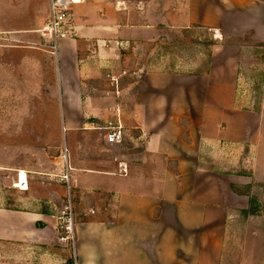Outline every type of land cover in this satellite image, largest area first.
<instances>
[{
	"label": "crops",
	"instance_id": "1",
	"mask_svg": "<svg viewBox=\"0 0 264 264\" xmlns=\"http://www.w3.org/2000/svg\"><path fill=\"white\" fill-rule=\"evenodd\" d=\"M148 2L83 0L74 7L77 36L61 41L54 59L51 39L39 32L50 0L38 7L31 0L12 1L13 23L0 25V70L10 68L3 52L16 50L11 55L23 71L15 91H43L47 100L51 89L59 91L64 130L75 146L73 166L68 162L71 172L78 173L74 187L97 208L75 222L73 263L71 241L59 240V213L53 211L64 207L62 199L52 192L50 199L28 194L33 180L64 185L47 175L65 169L61 152L67 143L58 152L46 142L45 127L40 135L31 130L42 142L39 154L30 153L23 165L5 159L0 145V264H264V241L257 239L258 233L264 236V208L250 212L244 232L237 234L238 211L249 210L252 203L231 188L251 186L252 195L256 182L264 187V111L239 106L251 101L239 91L238 58L240 38L264 43V0H184V15H175V21L183 28H208L220 41L210 48L207 74L143 72L129 111L122 115L121 92L130 91L132 84L121 85L126 77L116 75L117 67L125 54L129 60L141 59L137 48L145 50L159 39L153 34L144 38L142 32L163 26L148 23ZM120 43L125 47L119 48ZM108 46L118 60L111 59ZM5 80L0 75V85ZM4 91L9 90L0 88ZM117 115L125 124L124 138L111 146L101 124ZM225 145L255 157L251 176L235 174L240 167L220 171L204 152ZM21 172L27 176L26 191L14 187ZM105 178L107 183L101 180ZM4 187L13 190L3 193ZM228 236L234 245L230 252Z\"/></svg>",
	"mask_w": 264,
	"mask_h": 264
},
{
	"label": "rangeland",
	"instance_id": "2",
	"mask_svg": "<svg viewBox=\"0 0 264 264\" xmlns=\"http://www.w3.org/2000/svg\"><path fill=\"white\" fill-rule=\"evenodd\" d=\"M13 0H0V25L6 26L13 23L12 19L14 13L11 14V6ZM36 7L40 5H45L49 0H31ZM159 3V4H158ZM148 23L163 22L162 27H158L157 31L154 32H142V36L146 38L147 36L153 34L154 36H159V39L154 42L152 45L147 47V49L137 48L140 53L141 59L132 58L128 59L127 54L123 57V64H119L117 67V76H123L126 78L121 79V85L124 83L132 84L131 90L122 93V115L129 111V104L133 100L134 87L136 82L141 79L143 72H189L193 71L200 63L202 57L206 56L207 49L204 48V36L200 35L199 30H195V34L191 40L183 38L184 26H180V22L177 23L176 16H183L184 14V0H149L148 2ZM179 9V10H178ZM7 18V22L5 19ZM183 20V18H179ZM217 36L215 32H209L208 38L215 39ZM246 35L244 38H240L241 47H246L244 52H239L238 58L241 61L240 64V79L239 83L241 93L244 98L250 100L249 104L241 103L239 106L243 108H252V81L250 77L259 74L262 72L264 74V52L258 47L250 48L252 44L248 43ZM247 38V39H246ZM247 41V42H245ZM116 48V52L120 54V49L116 44L112 45ZM142 52L143 55H142ZM5 56V61L9 63L10 68L5 71V69L0 70V75L6 77V80L1 83L0 88L8 89L9 91L0 92V145L4 146V158L7 160H13L15 164L20 163L23 165L30 153L39 154L38 145L42 141L35 140L33 132L35 130L37 135H40L43 131V127L46 128L48 136L46 142L48 145L52 143L51 146L57 148L59 152L64 148V144L68 149H66V156L68 157V162L70 160V166L73 164L71 162V152L75 153V146L70 138V134L67 130H64V109L61 104L60 93L55 88L51 89L49 95L50 99H45V94L43 91L40 92H31V91H15L14 86L20 87L18 73L23 71L18 67V60L13 59L15 53H18L16 50H6L3 52ZM13 57H12V55ZM40 55V54H39ZM108 53L106 52V56ZM45 57L41 54L40 58ZM1 58V54H0ZM55 59L56 57L53 56ZM13 60V62H12ZM131 61V67L130 63ZM140 68V69H139ZM123 70L127 71L128 74L122 75ZM102 74V73H101ZM98 76L100 74H97ZM16 78V81L14 82ZM22 79V77H21ZM121 89V87H120ZM245 89V91H244ZM115 91V90H114ZM126 93V94H123ZM113 96V95H112ZM111 98L107 97V100L110 101ZM264 111V100L261 105V112ZM110 115V114H109ZM113 121V116H109L107 120L102 122L101 126H108L109 121ZM125 129V124H122ZM260 132L264 138V115L261 123ZM104 133V132H103ZM72 135V134H71ZM105 136V135H104ZM81 134H77L75 138L76 141H80ZM37 145V147H35ZM47 146V145H46ZM69 150V151H68ZM2 151V150H1ZM74 151V152H73ZM209 153L213 161L219 164L220 171L235 168L245 171H249L250 167L257 165L255 162V157L253 155H242V148L235 145H225L221 150L213 151L204 149V152ZM253 154V152H252ZM261 157L264 158V154H261ZM60 156V155H59ZM262 161V159L260 160ZM11 163V162H10ZM221 163V165H220ZM64 172V169L60 173ZM78 173L75 171L70 172V189L66 185L56 184L54 182H47V184L41 183L37 180L30 182V191L29 195L41 196L43 198L50 199V193H54L62 199V204L68 210V201L70 197L71 201V211L73 213L74 226L75 222L82 216H89L90 208H97V205L94 202H88L83 196L82 192L76 190L74 187V178ZM49 176V175H47ZM104 182H108V178L101 179ZM256 188H253L254 200L251 204L252 212L257 209L264 208V187L260 182H256ZM13 190L12 188L4 187L3 193ZM243 192V190H239ZM1 192V190H0ZM252 193V189H251ZM5 204V203H4ZM17 204H19L17 202ZM95 204V205H94ZM53 208V211L58 209H63L61 206H56ZM254 213V212H253ZM90 217V216H89ZM247 221L243 220L241 216L237 218L234 224V231L237 234L244 232ZM235 233V234H236ZM226 244V252H230L234 249L233 238L228 236ZM264 236L257 234V239L259 241H264ZM235 240H239V235L235 236ZM70 252L68 256L73 263H75V256L73 254V243L70 242ZM225 264L228 261H224Z\"/></svg>",
	"mask_w": 264,
	"mask_h": 264
},
{
	"label": "built area",
	"instance_id": "3",
	"mask_svg": "<svg viewBox=\"0 0 264 264\" xmlns=\"http://www.w3.org/2000/svg\"><path fill=\"white\" fill-rule=\"evenodd\" d=\"M83 0H50V10L48 19L44 27L39 31L44 37L51 39V54L58 57L60 42L66 39H74L77 36V26L74 22V7L80 4ZM119 48H124V44H118ZM109 48L111 53V59L116 61L119 59L118 54L113 48ZM125 74V73H124ZM112 84L116 88V94L118 95V83L117 80L112 79ZM105 135V140L108 145H119L123 142L124 138V128L121 123V118L117 115L113 121L108 122V126L102 128ZM61 159L66 164L64 172L60 175H49L52 181L62 183L67 186L68 191L70 189V172L72 169L68 164V157L66 156V148L61 152ZM22 173V172H21ZM21 173L18 182L14 184V187L26 191L28 189L27 176L24 174V180L21 179ZM68 210L65 207L63 209H58L59 213V229L64 231V235H60L59 240L62 243L67 241L73 242V237L75 233L73 213L71 211V201L69 197Z\"/></svg>",
	"mask_w": 264,
	"mask_h": 264
},
{
	"label": "trees",
	"instance_id": "4",
	"mask_svg": "<svg viewBox=\"0 0 264 264\" xmlns=\"http://www.w3.org/2000/svg\"><path fill=\"white\" fill-rule=\"evenodd\" d=\"M195 30H199L200 35L204 36V48L207 49V55L202 57L201 59V63L193 70V71H189L187 72L190 75H205L207 74L208 70H209V64H210V48L219 43L220 41L217 39H212L208 38V33L212 32L210 31L208 28L205 27H201V26H193V27H189V28H185L184 32H183V38L189 39L191 40L195 34ZM226 39H224L225 41ZM227 42V40H226ZM242 45V44H241ZM240 45V46H241ZM258 47L259 49L262 50V52H264V43H257V44H252L250 46V48L253 50V48ZM246 48V47H245ZM244 47H241L240 52H244L245 49ZM250 80L252 81V85H251V89L253 92L252 95V102H253V106H252V110L255 111L256 113H261V105L263 103L264 100V74L262 72H259L258 75H256V78L253 76L250 77ZM208 162V160H207ZM199 167H201V164L199 162ZM234 172V171H230L229 173ZM235 174L238 175H242V176H251V172L250 171H245L243 169L239 170V171H235ZM177 177H179L178 173L176 174ZM232 190L239 194V195H244V196H248L250 197V202L252 203L253 198L251 195V186L245 187V190L243 192H239L238 191V187L233 185ZM252 208L250 207L249 210H240L238 211L239 215L242 217L243 220H246L248 215L250 214ZM60 235H64V231L60 230Z\"/></svg>",
	"mask_w": 264,
	"mask_h": 264
},
{
	"label": "bare ground",
	"instance_id": "5",
	"mask_svg": "<svg viewBox=\"0 0 264 264\" xmlns=\"http://www.w3.org/2000/svg\"><path fill=\"white\" fill-rule=\"evenodd\" d=\"M24 178H25V176H24V173L22 172V173H21V179L24 180Z\"/></svg>",
	"mask_w": 264,
	"mask_h": 264
}]
</instances>
